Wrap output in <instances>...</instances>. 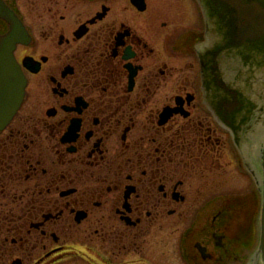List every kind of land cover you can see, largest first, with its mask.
<instances>
[{
	"label": "flooded vegetation",
	"instance_id": "af4514ba",
	"mask_svg": "<svg viewBox=\"0 0 264 264\" xmlns=\"http://www.w3.org/2000/svg\"><path fill=\"white\" fill-rule=\"evenodd\" d=\"M2 1L26 86L0 132V264H264L263 135L209 105L198 1ZM247 173L256 195L231 193Z\"/></svg>",
	"mask_w": 264,
	"mask_h": 264
},
{
	"label": "water",
	"instance_id": "95a60500",
	"mask_svg": "<svg viewBox=\"0 0 264 264\" xmlns=\"http://www.w3.org/2000/svg\"><path fill=\"white\" fill-rule=\"evenodd\" d=\"M197 1L209 27L208 45L203 48L209 105L237 140L243 133L244 138L249 133L264 136V0ZM0 19L9 26L0 37L1 132L24 99L26 80L13 54L17 45L26 43V36L1 0ZM262 231L264 240V204Z\"/></svg>",
	"mask_w": 264,
	"mask_h": 264
},
{
	"label": "rangeland",
	"instance_id": "374dc122",
	"mask_svg": "<svg viewBox=\"0 0 264 264\" xmlns=\"http://www.w3.org/2000/svg\"><path fill=\"white\" fill-rule=\"evenodd\" d=\"M231 172H232V175L234 174L238 176V179L241 178V176L239 178V175H238L239 173L236 170L235 171L231 170ZM242 178H244L243 183H242L244 185L241 187L242 184L240 185L238 182L232 183L233 186H232L231 193H239V192L243 193L242 191L245 188L244 191H246L247 195L255 196L256 195L255 185L251 177L247 173L245 175H242ZM82 254L84 255V257H82V260L84 261L83 264H98L99 259L94 251L88 249V250H84Z\"/></svg>",
	"mask_w": 264,
	"mask_h": 264
}]
</instances>
